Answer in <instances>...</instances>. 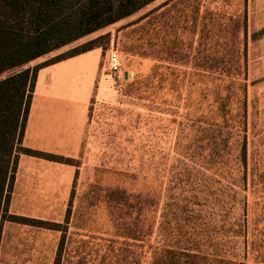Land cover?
<instances>
[{"label": "rangeland", "instance_id": "rangeland-1", "mask_svg": "<svg viewBox=\"0 0 264 264\" xmlns=\"http://www.w3.org/2000/svg\"><path fill=\"white\" fill-rule=\"evenodd\" d=\"M98 37L104 49L85 57L104 64L113 50L121 76H109L102 100H91L79 154L71 158L69 190L63 173L47 169L48 162L20 155L8 213L61 224L62 264L81 257L84 264L103 257L108 263L123 249L147 264L163 237L194 236L206 252L226 251L247 264L263 258L264 0H155L27 66ZM220 105L223 114L214 118L210 110ZM214 120L224 127L225 165L215 160L207 168L203 138ZM240 120L245 129L238 134ZM243 133L249 166L242 196L234 194L243 173L233 159ZM36 144L26 137L21 145ZM167 188L171 198H159ZM223 202L233 206L229 214ZM236 228L241 234L234 236ZM149 230L144 247L124 238ZM60 236L4 221L0 264H53Z\"/></svg>", "mask_w": 264, "mask_h": 264}, {"label": "trees", "instance_id": "trees-1", "mask_svg": "<svg viewBox=\"0 0 264 264\" xmlns=\"http://www.w3.org/2000/svg\"><path fill=\"white\" fill-rule=\"evenodd\" d=\"M154 1L0 0V229L2 222L8 221L61 232L53 264H62L66 239V230L61 229L62 225L8 213L17 161L20 155H27L60 164L74 165L73 159L69 157L23 147L21 144L25 124L38 70L93 49H104V46L99 43L102 37L87 41L33 67L27 65L89 34L132 16ZM9 72L11 73L5 75ZM3 75L5 76L2 77ZM132 83L136 84V80ZM151 100L152 103H156L153 97ZM220 100L224 101L225 98L224 100L220 98ZM244 103L245 99H242L240 118L245 115ZM221 105L220 108L210 110L214 118L222 116ZM212 122L207 124L203 138L205 151H207V162L203 166L207 168L215 160L225 165L226 157V152L223 150L227 145L226 138L223 137L224 127L217 124L215 120ZM240 126L242 129L240 131L237 129L238 134L245 129L243 120L242 122L240 120ZM237 136V152L233 160L243 174L234 194L241 195L247 188L246 171L249 161L246 136L244 133ZM205 158H203L204 161ZM169 192L170 188L163 192L160 189L158 196L169 199L171 198ZM143 199L147 202L150 197L144 194ZM243 201L242 213L245 214L247 213L245 198ZM221 208L225 214H229L233 206L228 207L223 202ZM228 232L229 229H225V234ZM232 232L234 236H237L241 234V229L236 228ZM152 234L153 231L149 230L141 235L132 234L124 238L126 242H140L144 247ZM170 240L167 237L162 238L165 244L154 247V251L149 253L147 264H247L242 259L230 257L226 251L220 254L206 252L197 236L187 240ZM131 254L123 249L116 256H112L113 258L110 257L108 263L104 262L105 257H103L99 264H139V260L130 257ZM147 254V251L141 253L142 256ZM83 259L81 257L76 264H84ZM250 264H264V257Z\"/></svg>", "mask_w": 264, "mask_h": 264}, {"label": "crops", "instance_id": "crops-1", "mask_svg": "<svg viewBox=\"0 0 264 264\" xmlns=\"http://www.w3.org/2000/svg\"><path fill=\"white\" fill-rule=\"evenodd\" d=\"M95 50L101 51L93 49L38 70L23 139L29 137L38 143L34 148L39 151L70 158L78 156L89 105L91 100H102L105 80L109 77L103 59L98 58L96 65L94 56L85 57ZM85 61L88 63L86 67L82 64ZM44 161L48 162L47 169L63 173L69 190L72 166Z\"/></svg>", "mask_w": 264, "mask_h": 264}, {"label": "built area", "instance_id": "built-area-1", "mask_svg": "<svg viewBox=\"0 0 264 264\" xmlns=\"http://www.w3.org/2000/svg\"><path fill=\"white\" fill-rule=\"evenodd\" d=\"M106 70L108 72L107 74L115 79L121 76L119 57L113 50L109 52L106 58Z\"/></svg>", "mask_w": 264, "mask_h": 264}, {"label": "water", "instance_id": "water-1", "mask_svg": "<svg viewBox=\"0 0 264 264\" xmlns=\"http://www.w3.org/2000/svg\"><path fill=\"white\" fill-rule=\"evenodd\" d=\"M124 76H125V78H126V74H125Z\"/></svg>", "mask_w": 264, "mask_h": 264}]
</instances>
